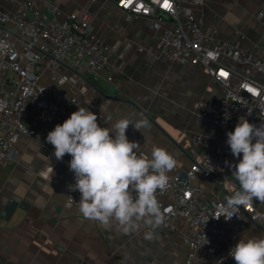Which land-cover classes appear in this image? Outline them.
<instances>
[{
	"label": "crops",
	"instance_id": "1",
	"mask_svg": "<svg viewBox=\"0 0 264 264\" xmlns=\"http://www.w3.org/2000/svg\"><path fill=\"white\" fill-rule=\"evenodd\" d=\"M50 1L65 15L92 13L91 33L111 48L113 61L100 74L60 65L44 72L46 83L78 93L104 126H110L104 124L109 116L146 119L144 128L130 125L126 135L138 142L139 154L150 156L155 146L172 154L178 166L170 173L190 166L184 148L194 134H202L207 147L220 142L223 133L200 111L222 88L203 65L170 60L146 17L105 0ZM201 15L203 32L215 40L233 43L243 35L242 45L264 47V0H207ZM17 144L15 163L0 162V264H186L177 234L161 225L141 220L125 233L115 218L105 224L85 218L79 205L66 208L65 192L75 183L70 160H57L40 134L19 135ZM192 179L220 193L201 176ZM11 201L17 205L5 218ZM262 236L264 228L255 224L243 237Z\"/></svg>",
	"mask_w": 264,
	"mask_h": 264
},
{
	"label": "built area",
	"instance_id": "2",
	"mask_svg": "<svg viewBox=\"0 0 264 264\" xmlns=\"http://www.w3.org/2000/svg\"><path fill=\"white\" fill-rule=\"evenodd\" d=\"M121 10L149 20L153 36L167 57L183 65L201 64L222 93L209 100L200 114L223 137L207 147L196 133L184 148L192 162L185 172L169 173V186L157 192L164 221L184 245L186 264H235L229 249L255 224L264 228V202L254 200L235 210L230 221L216 220L222 202L239 188L231 172L238 162L226 144L238 118L264 124V47L217 41L202 29V5L207 0H105ZM94 15H65L50 0H0V162L13 164L20 152L19 135H42L61 124L81 96L44 81L46 70L60 65L100 74L113 61L111 48L91 33ZM227 73L222 76L221 73ZM198 105V104H196ZM87 108V107H86ZM250 113V115H249ZM101 126H104L98 118ZM51 149L54 150L50 144ZM64 158L71 159L69 155ZM211 182L214 194L194 176ZM78 191L65 192L64 206L79 205ZM209 219V220H208ZM208 220V222H207ZM207 222V224H206ZM207 237V238H206Z\"/></svg>",
	"mask_w": 264,
	"mask_h": 264
},
{
	"label": "clouds",
	"instance_id": "3",
	"mask_svg": "<svg viewBox=\"0 0 264 264\" xmlns=\"http://www.w3.org/2000/svg\"><path fill=\"white\" fill-rule=\"evenodd\" d=\"M147 123L128 117L112 121L109 116L104 124L110 126H101L97 113L77 106L48 132L46 142L54 148L56 159L71 157L69 170L75 183L69 190L80 193L79 211L85 218L105 224L115 218L125 233L135 230L141 220L153 228L163 223L157 192L169 186L168 174L178 161L159 146L151 149L150 156L139 154L138 142L130 141L126 132L130 125L140 131ZM226 135V144L238 161L230 167L239 188L221 203L215 219L230 221L236 209L254 200L264 202V124L241 116ZM145 238L151 239L152 233ZM228 256L235 264H264V236H240ZM224 259L218 260L220 264Z\"/></svg>",
	"mask_w": 264,
	"mask_h": 264
},
{
	"label": "water",
	"instance_id": "4",
	"mask_svg": "<svg viewBox=\"0 0 264 264\" xmlns=\"http://www.w3.org/2000/svg\"><path fill=\"white\" fill-rule=\"evenodd\" d=\"M116 1H118V0H116ZM86 79L89 80L88 77H86ZM16 205H17L16 202L11 201V202L9 203V205L7 206V208L5 209V213L3 214V216H4L5 218H7V217L13 212L14 208L16 207ZM262 228H263V227H262Z\"/></svg>",
	"mask_w": 264,
	"mask_h": 264
},
{
	"label": "snow or ice",
	"instance_id": "5",
	"mask_svg": "<svg viewBox=\"0 0 264 264\" xmlns=\"http://www.w3.org/2000/svg\"><path fill=\"white\" fill-rule=\"evenodd\" d=\"M221 75H222V76H227V73H223V72H222Z\"/></svg>",
	"mask_w": 264,
	"mask_h": 264
},
{
	"label": "rangeland",
	"instance_id": "6",
	"mask_svg": "<svg viewBox=\"0 0 264 264\" xmlns=\"http://www.w3.org/2000/svg\"><path fill=\"white\" fill-rule=\"evenodd\" d=\"M154 118V117H153Z\"/></svg>",
	"mask_w": 264,
	"mask_h": 264
}]
</instances>
